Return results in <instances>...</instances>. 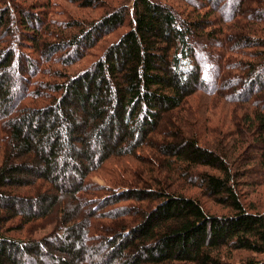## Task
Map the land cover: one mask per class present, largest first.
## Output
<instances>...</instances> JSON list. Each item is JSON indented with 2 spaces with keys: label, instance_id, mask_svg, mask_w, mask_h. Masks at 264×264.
<instances>
[{
  "label": "trees",
  "instance_id": "obj_1",
  "mask_svg": "<svg viewBox=\"0 0 264 264\" xmlns=\"http://www.w3.org/2000/svg\"><path fill=\"white\" fill-rule=\"evenodd\" d=\"M60 1L101 15L61 22L53 17L66 15L52 0L40 14L19 13L14 0H0V264H85L87 221L74 224L65 209L80 202L90 173L113 158L137 160L143 148L166 158L167 172L182 175L186 186L229 214L209 216L197 197L184 193L148 191L143 199L140 191L122 192L116 204L119 197L162 202L119 234L124 242L104 241L108 251L104 257L94 251L93 264H113L130 251L146 256L125 264H222L224 252L264 257V215L250 213L239 190L250 170L236 168L246 147L257 148L264 168V38L238 25L264 26V12L247 9L261 1L126 0L130 6L115 8L106 0ZM15 22L19 35L11 30ZM123 29L89 67L74 70ZM24 45L46 57L23 55ZM235 72L233 85L223 80ZM228 86L236 105L248 110L237 115L250 132L244 138L238 120L226 130L210 125V117L200 121L209 105L190 110L199 93L220 100ZM166 125L168 136L160 132ZM217 136L235 140L224 146ZM120 212L110 228L129 220ZM51 216L55 227L42 238L8 237Z\"/></svg>",
  "mask_w": 264,
  "mask_h": 264
},
{
  "label": "rangeland",
  "instance_id": "obj_2",
  "mask_svg": "<svg viewBox=\"0 0 264 264\" xmlns=\"http://www.w3.org/2000/svg\"><path fill=\"white\" fill-rule=\"evenodd\" d=\"M46 0H14V5L16 9H19L20 11H24V13L34 12L36 14H40L41 11H44L42 6L46 3ZM64 1V0H63ZM113 8L116 7V5H120L125 1L126 6H130L131 4L129 2H126V0H106ZM131 2V0H129ZM252 1V0H250ZM261 1L256 3L254 8H251V6L247 5L248 10H254L256 12H259L258 14L261 15L264 12V0H257ZM53 5L56 7L55 10H61V14H65L66 17L56 15L53 18L55 20L61 21L62 20H72L77 17L80 19H84L86 17H89L90 20L95 19L101 15L99 12H93L91 13V10L89 9H79L77 7H73L66 2H62L60 0H52ZM172 4L177 3V0H172ZM221 12L223 13V9L221 8ZM18 14V13H17ZM85 14V16H80ZM224 16V15H223ZM93 17V18H92ZM217 19V17L213 16ZM225 17V16H224ZM18 20L19 17L17 16ZM16 18V19H17ZM49 18H51L49 16ZM240 27H245L246 33L251 34L252 36L258 37L257 39H260L261 37L264 38V26L262 25H254L251 26L247 23L240 22L238 24ZM18 23H14V26L11 27V30L15 32V34L19 35V31H17ZM252 29L246 30L247 28ZM50 31H53V28L50 29ZM125 30H120L116 34L110 35L108 37H105L103 40H101V43L97 46L96 49L88 51V54H86L82 63L79 64L78 67H75L74 70L79 69H86L89 67V65L96 61V58L99 57L102 53V50H99V48H104V46H108L110 44L115 43L118 36L122 34ZM243 31V32H244ZM235 33V32H234ZM246 35V34H244ZM247 38H250V36H246ZM26 45H29L27 42H24ZM24 45L23 48H21V53L23 55H28V57H32L33 59H40L39 57H46L39 55L37 53H32V49L29 50L26 48L27 46ZM105 47V48H106ZM104 48V49H105ZM103 49V50H104ZM254 51V50H250ZM262 51V50H261ZM260 51V52H261ZM246 52V51H245ZM249 55V52H247ZM42 59V58H41ZM40 61V60H38ZM240 61V60H239ZM245 61V60H241ZM235 67V66H233ZM236 73V72H235ZM235 75V77H234ZM238 73L231 74L229 76H224L223 80L230 81V84L236 81ZM38 81V80H36ZM229 88L224 89L221 93H219V99L220 100H212L211 97H203L202 93L196 95V98H193V104L190 110H194L196 112L197 107H199V104L203 106L209 105L208 109L206 111H201V120L205 121L210 117V125L214 126H225L226 130H231V125L238 120L241 122V127H238V129H242V137L244 138L245 135H249V131L245 130L247 128L246 124L242 122V118L237 117V115H241V113H245L248 110L246 108H243L239 105H236L235 98L233 96V86H228ZM240 89L236 88V93H238ZM230 97V100H228ZM227 97V98H225ZM222 98L226 99L222 101ZM239 98V97H238ZM261 101L264 102V96L261 97ZM230 102V103H229ZM261 103V102H260ZM246 110V111H245ZM251 111V108H250ZM193 112V111H192ZM251 113V112H250ZM195 114V113H194ZM195 115H198L197 113ZM229 118V119H228ZM227 120V122H226ZM201 122V123H202ZM204 123V122H203ZM203 125V124H202ZM245 127V128H244ZM160 132L165 136L169 135L171 133V128L169 126H163L160 128ZM166 133V134H164ZM229 134V133H227ZM171 137V135H170ZM233 138V137H232ZM232 138H226V137H214V139L222 140L221 144L224 146H227L228 143L230 145L233 144ZM247 137H245L246 139ZM159 139H156L153 143H159L157 142ZM166 140V138H165ZM218 147V144L216 145ZM257 149V148H255ZM254 148L246 147L243 152V160L241 159V162L236 167L238 168V171H242L244 169L250 170V173L244 178L243 180H240V183L242 184L241 187H239V190L241 192V197L243 204H245V208H248L250 210V213L252 214H261L264 215V168H260L261 164L259 162V156L257 155V152ZM137 156H139V159L135 160L127 157L122 158H113L110 160L107 164L104 165V167H101L100 170L94 171L90 173L85 182L84 186V193L81 195L80 202H74L70 204L65 210L72 215L71 219L73 223H80L87 221V227H89L87 240L85 239V242H82V247L86 249V255H85V264H93L98 261L99 258L98 255H106L107 248L104 245V241L107 240H121L119 241V244L122 243V241L125 238H119V234H126L130 231V229H134L138 224H140L142 220V216L150 214L152 207L156 206L158 204V201L154 202L152 199L148 202L150 203H144V202H137L134 200H122L121 197H119V201L117 204L114 202V198L118 197L117 194H121L122 192H126L128 190H137L140 191L142 194L141 197H144L143 192H161V193H170V194H178V193H184V196L187 197H197L202 206L206 209L209 216L214 217H220V218H226L228 216V210L218 207L213 201H211L208 198H204L197 189H194L190 186H186L187 181L185 178L182 177V175L175 173H169L167 172L166 166V158L159 157L150 150L147 149H141L137 151ZM85 165V164H83ZM241 166V168H240ZM199 172V171H198ZM193 175H189L188 180H192L193 183L196 184V178L192 177ZM195 178V179H194ZM155 180V182H154ZM196 180V181H195ZM191 182V181H190ZM192 188V189H190ZM35 190L37 188H34ZM33 190V192L35 191ZM32 191H20V193H30ZM162 202V201H160ZM108 204V205H107ZM160 204V203H159ZM107 205V207H106ZM78 210L76 211L75 210ZM122 210L115 211L114 210ZM126 210L129 220H125L121 223V226H116L115 228H110V225H112L111 218L115 217V214L118 215L120 213H124L123 211ZM76 211V212H75ZM92 212L94 213L96 218L89 219L87 217V213ZM67 213V214H68ZM145 216V217H146ZM60 217V216H59ZM56 217L51 216L48 219L40 222H35L33 224H30L29 226H26L23 230L20 231H14L12 234H8V237L10 238H22V239H39L44 236H46L48 233H51L55 227ZM118 221V220H115ZM18 220L15 222L14 225H17ZM126 223V224H124ZM127 223H129L127 227ZM129 228V230H127ZM126 229V230H125ZM92 238L94 240H92ZM124 242V241H123ZM126 242V241H125ZM110 250V249H109ZM94 251L98 252V255L94 253ZM225 251V250H224ZM223 251V252H224ZM110 252V251H109ZM135 253H132L130 251L129 256L124 259H116L113 264H125V262L129 261L130 258H136L141 261L146 256L145 254H142L141 256L134 255ZM222 256V264H244V262L253 261L262 263L264 262V257H258L256 255H252L250 253H233L231 256H228V253L224 252ZM103 256V257H104ZM231 257V258H230ZM83 261V260H82ZM171 264H179L176 262H173Z\"/></svg>",
  "mask_w": 264,
  "mask_h": 264
}]
</instances>
